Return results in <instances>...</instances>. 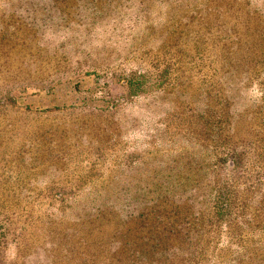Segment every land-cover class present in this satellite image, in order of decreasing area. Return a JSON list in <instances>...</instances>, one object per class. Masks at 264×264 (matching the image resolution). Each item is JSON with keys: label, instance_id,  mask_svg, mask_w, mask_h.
Wrapping results in <instances>:
<instances>
[{"label": "rangeland", "instance_id": "rangeland-1", "mask_svg": "<svg viewBox=\"0 0 264 264\" xmlns=\"http://www.w3.org/2000/svg\"><path fill=\"white\" fill-rule=\"evenodd\" d=\"M50 1L0 0V233L3 234L0 252L6 241L15 236L22 239L25 247L31 240L35 244L44 243L45 235L54 237L60 245L57 240L62 237L67 240L72 234V231H64L71 220L62 216L75 214L73 221H83L87 218L79 215L89 212L86 206L112 195L118 201L109 198L108 202L118 207L117 203L138 197V187H149L148 198L159 194L158 200L170 201L172 197L179 205L189 199L195 214L186 221L191 220L192 227L200 223L196 211L207 208H202L201 203L205 199L209 202L210 186L214 179L222 178V168L230 157L225 155L227 150L212 151L198 145L197 141L207 144L210 140L203 135L204 126H199L201 119L196 113L208 98V92L212 96L209 102L212 109L218 111L228 109L225 100L232 93L228 105L231 104L236 113V109L242 108V105L237 106L241 98L244 100L243 92L248 94L243 86L254 83L257 92L260 81L254 79L256 67L248 75L243 73L244 66L236 48L223 67L209 57L200 58L189 31L199 32L202 26L213 31L218 26L214 21L217 15L229 18L232 25L237 22L235 15L242 11L240 16H243L247 8L264 14V0H249L248 5L247 0H120L123 6L118 7L122 11L119 15L111 11L114 2L107 4L105 0H59L56 10ZM28 2L31 5L24 10ZM166 41L171 43L166 55L170 59L157 57L156 51ZM211 50L215 52L214 48ZM221 68L230 70L224 75L230 79L223 77L217 82ZM134 74L148 79L141 87L148 91L140 98L120 101L119 113L113 118L108 113V104L117 103L115 97L126 93L125 81ZM236 76L243 80L239 82ZM155 81L152 86L157 85L161 91H151L149 84ZM256 92L251 90L249 94L251 100L258 102ZM136 104L144 106L140 111L142 115ZM25 107L40 111L26 119ZM191 107L195 108L194 115L188 111ZM47 108L57 110L42 113ZM224 115L229 121H235L230 113ZM136 121H140V125L132 128ZM7 122L11 126L6 127ZM210 123L218 125L215 118H211ZM119 127L121 132L134 131L142 138L117 135ZM20 130L25 135L29 132L33 135L36 147L14 149L13 142L18 141ZM18 156L22 162L17 166L13 160ZM30 156L39 161L31 164L27 158ZM59 157L64 158L63 161H57ZM60 162H64L66 172L53 184L32 182L35 174L49 176L54 167L60 169ZM238 162L236 177L264 182V174L256 177L248 171L251 168L245 159ZM211 163L216 165L213 174H210ZM170 165L173 169L169 172ZM13 173H20V184L7 182L8 179L13 181ZM155 174L158 177H152ZM200 177V185L191 188L194 184L191 181ZM119 189L123 192L119 193ZM25 190L35 193L29 196L23 194ZM64 191L66 193L59 196L58 192ZM72 192L76 195L71 197ZM17 196L22 197L21 203ZM253 201L261 217L245 225L243 231L234 226V246L221 248L220 259L237 251L241 255L239 260L243 258L245 264H254L256 255L264 256V249L257 247L260 243L264 248V231H257L264 219V190L255 193ZM209 208L208 214L201 218L207 230L202 240L211 232L213 236L216 230L218 233L217 220L212 213L215 208ZM116 209L113 207L112 211L117 218L109 212L105 220L100 221L105 232L119 226L118 217L121 219L122 214ZM179 215H183L182 208ZM110 218L113 219L109 221ZM50 221L51 226L47 224ZM178 230L180 226L167 242L183 247L187 241L182 240L184 234ZM185 234L191 242L185 246L186 250L177 248L165 263L163 253L157 264H180L183 255L190 254L196 234L193 230ZM97 236L100 234L94 231L90 240ZM239 245L243 246L242 251L236 248ZM55 251L56 248H52L51 253ZM55 262L67 264L65 259ZM102 262L109 263L106 257H102ZM135 264L148 262L137 257Z\"/></svg>", "mask_w": 264, "mask_h": 264}, {"label": "trees", "instance_id": "trees-1", "mask_svg": "<svg viewBox=\"0 0 264 264\" xmlns=\"http://www.w3.org/2000/svg\"><path fill=\"white\" fill-rule=\"evenodd\" d=\"M60 1L51 0L50 5H54V9L56 10ZM84 1L85 0H83V2ZM89 1L93 2L94 0ZM105 1L107 4L114 2L111 11L118 15L121 14L122 11L119 10L118 7L123 6V3L120 0ZM248 2L249 0L246 1L247 5ZM30 5L31 3L28 2L24 10H27ZM14 11L15 10H13V12ZM96 12H99V10ZM241 13L242 11H239L238 15H235L234 19L236 18L237 22H233L232 25H229V18H223L222 15H217L214 21H216L218 26H216L213 31L203 29V26L199 28V32L196 30L189 31L191 37L195 39L193 45L195 53L199 55L200 58L209 57L210 61L216 60L219 63V67H223L227 57L232 54V50L236 48V53L239 59L242 60L241 64L244 66L243 73L248 75V73H252L254 67H256L257 76H255L254 79L260 81V89L257 92L255 88H253L254 83H252V85L243 86V91H248V94L243 92L242 95L244 100L241 98V103L239 102L240 98L237 99L239 102L237 108H240V105H242V108L236 109V113L235 110H232L231 104L228 105L232 93L231 96L225 100L228 109L224 110V108H221V111H218L216 109L213 110L211 103H209L212 98L210 92L207 93L208 98L204 101L202 108L196 113L198 114V118L201 119L199 126H204L202 131L203 135L210 140L207 144L197 141L198 145L203 149H210L212 151H217L218 148L227 150L225 155L228 156V158L230 157V160L225 163L222 168V178L219 181L214 179V183L210 186V191L208 192L211 198L209 202L206 203L205 199L203 204L201 203L202 208L205 206H207V208L204 211L200 209L196 211L200 216V223L192 227L193 222L190 220L187 223L186 221L195 214L193 204L189 199H184L179 205L175 200L172 201V197H169L170 201L158 200L160 197L159 194L148 198V195L151 193L149 187H138L136 189L138 197L132 198L128 202L124 201L123 203H117L118 207L116 204L108 202L110 199L118 201V198L112 195L103 196L98 200V203L86 206L89 212L84 215L78 214L79 216L87 218L83 221H73V216L75 214L72 217L70 214L62 216L63 218H69V220H71L70 226L64 228V231H72V234L70 237L66 238L67 240H64L63 237L57 240L60 245H57L56 241H54V237L50 235H45L46 241L41 244H35L31 240L28 247L22 245V239L19 240V236L11 238L6 241V244L0 252L1 264H55L57 259H65L67 264H105V262H102V257H106L109 261L108 264H135L137 257H143L148 264H157L161 262L160 260L158 261V258L161 259L163 253L165 256L163 263H165L167 258L173 254L174 250L178 248L184 251L186 250L185 246L191 244L189 238H187L185 234L189 233L191 230L196 234L195 241L192 242L193 247L191 248L190 254L187 256L185 253L180 264H198L203 262L204 264H208L209 262L210 264H245L243 258L239 260L241 255H238L237 251H231V254L224 260L220 259L218 255L221 248L227 247V245L234 246V226L237 230L243 231L245 225L253 223L256 219L261 217V215L258 214V207L254 203L253 198L255 193H260V191L264 190V182L260 180H258V182H253L250 178L240 180L238 176H235L237 170L236 166H238L239 163L238 160L242 159H245V161H247L246 163L250 164L249 168L251 169L248 171H251L254 176L257 175L256 177H258L264 174V152H260V149H264V79L261 77L264 73V14H259L256 10H249L248 8L247 12H243V16H240ZM125 14H127V12ZM237 23H239L240 26ZM201 25H203V23H201ZM26 26L29 27L28 25ZM4 34H6V32ZM170 48L171 43L166 41L162 47L156 51L157 57L161 56L162 59L169 57L170 59V56H166L168 53L167 50ZM211 48H214L215 52H213ZM221 70L223 71L216 77L215 81H221L223 77L224 79L225 77L230 79V76H224L228 74L230 70L225 71L223 68H221ZM237 77L238 76H236V79L239 80V82L243 80V78L238 79ZM147 80L144 76H136V74L129 77L125 81L126 93L115 97V99L117 98L118 105L115 102L108 104L110 107L108 113L115 118L119 113L118 106L122 102L127 100L130 101L132 97H142L143 92L148 91L142 90L141 88L143 84H146ZM255 80L254 82H256ZM155 83L156 81L149 84L151 91L153 89H159L158 91H161V88H156L157 85L154 87L152 86ZM251 90L259 94V98L257 99L258 102H256V99L251 100V94H249ZM107 101L105 103H107ZM253 105L256 106L254 108H249V106ZM136 107L139 114L142 115L140 111L144 106L136 104ZM25 109L27 112L25 114L26 119L30 117L29 115H31V113L40 111L36 109L32 111L30 107H25ZM51 110L56 111L57 108H47L43 110L42 113L50 112ZM188 111L193 115L195 114V108L191 107ZM224 113H230L235 121H229ZM211 118H215L218 125L213 126L210 123ZM140 121H136L132 124V128L140 125ZM225 122L226 124H223ZM57 125L58 124H56V127ZM9 126H11V123L7 122L6 127ZM104 129L107 130L106 128ZM118 129H120V127ZM224 131H226V133H224ZM125 134L132 135L137 140L142 138L141 134L134 131L121 132L120 129V132L117 133V135L120 136ZM32 138L33 135L30 132L25 135V133L23 134L22 130H20L17 138L18 141L13 142L14 149L23 150L26 149V147H36V139ZM46 138L47 135H45V139ZM27 143H29V145H27ZM27 153L28 152H26V154ZM27 158L31 164L39 161L36 157L30 156ZM63 159L64 158L59 157L57 161H63ZM23 160H25V158H23ZM13 162L17 166L21 165L22 161L20 156L15 158ZM63 163L64 162H60L62 165L60 169L56 167H54V169L51 168L52 170L49 176L44 173L35 174L32 177V182L35 181L42 185L53 184L66 172L65 166H63L65 164ZM26 164L30 166L29 163ZM210 166H212L213 169L210 171V174L215 173L214 167H216V165L211 163ZM49 167L53 166L50 165ZM172 169L173 165H170L169 172ZM169 172L165 177L168 176ZM12 175L13 177L11 179L13 181L8 179L7 182L13 183L16 181L15 184H20V173H13ZM152 177L155 178L158 177V175L155 174ZM187 178L188 176L186 177L185 183ZM181 179L183 180V177H181ZM200 179L201 177L197 181L192 180L191 184H194L191 188L200 185ZM15 188H18V186H15ZM141 189H143L142 192ZM185 190L186 189L183 191ZM119 191V193H122L123 189H119ZM16 192L19 193L21 191L16 189ZM33 193H35L34 190H25L23 194L31 196ZM65 193V191L58 192L59 196ZM113 194H116V192ZM74 195H76V193L72 192L71 197ZM17 198L21 203L20 200L22 197L17 196ZM105 200L107 201L105 202ZM178 200H181L179 196ZM136 201H138L136 205H129L131 202L135 203ZM168 206L170 208L166 209ZM113 207L117 208L116 211L122 214V220L118 217L119 226L108 233L100 227V221L105 220L104 216L109 212H112L113 217L117 218L116 213L112 211ZM180 207L183 209V215L181 217L179 215V211L181 210ZM209 207L215 208V212H213L212 209L211 211L216 217L215 220H217L218 233L216 230L213 236L211 232V234L207 236V239L202 240L207 230L204 228L201 218L208 214ZM112 219L113 218H110L109 221ZM211 220L212 218H210V222ZM52 223L51 221L47 222L50 226ZM186 225H188V228H186ZM178 226H180V230L184 234L182 240L187 241L184 242L183 247L180 244L174 247L167 242V239L171 240L172 233L176 231V227ZM263 228L264 219L261 221L257 231L263 232ZM180 230H178V232H180ZM94 231H97L100 236L90 240ZM2 240L3 234L0 233V245ZM262 246L263 245L260 243L257 244V247L261 250L264 249ZM52 248L54 250L56 248V251L53 253H51ZM236 248L242 251L243 246L239 245V247ZM256 259L254 264H264V256L256 255Z\"/></svg>", "mask_w": 264, "mask_h": 264}]
</instances>
